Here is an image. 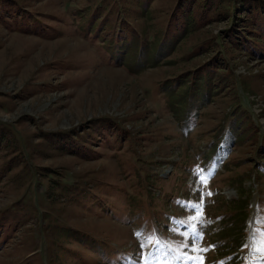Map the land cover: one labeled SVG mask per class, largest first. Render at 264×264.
I'll return each mask as SVG.
<instances>
[{
	"label": "rangeland",
	"instance_id": "1",
	"mask_svg": "<svg viewBox=\"0 0 264 264\" xmlns=\"http://www.w3.org/2000/svg\"><path fill=\"white\" fill-rule=\"evenodd\" d=\"M156 248L264 264V0H0V264Z\"/></svg>",
	"mask_w": 264,
	"mask_h": 264
},
{
	"label": "snow or ice",
	"instance_id": "2",
	"mask_svg": "<svg viewBox=\"0 0 264 264\" xmlns=\"http://www.w3.org/2000/svg\"><path fill=\"white\" fill-rule=\"evenodd\" d=\"M202 172H203V170L200 168L195 169L193 171V180L190 181V192L197 193V195L201 196L199 204L190 205V207L197 209L196 215L190 217V219L192 221H195L202 216V208H203L202 195L199 193V190L196 187L192 186L196 182L195 177L198 175L199 176V182L201 184L206 185L209 177L212 175L211 172H209L207 175L202 174ZM208 195H211V193H208ZM139 234H140L139 232L136 233V235H139ZM190 234H191V241L188 242V237ZM150 235L151 234H149V236L145 237L147 239L148 243L152 242ZM183 238H184V242L180 243L178 246L168 245V248L170 250L169 254H174L173 258H175V259H180L179 253H180L181 248L191 249V251H193V252H206L208 250L207 248H200L198 246V242L202 237L197 234L196 224H192L190 229L183 233ZM140 246L144 247L145 245L141 244ZM160 255H161V249L156 248L154 252H149L146 255V257L143 259V264H151V260L153 259V256H155V258L158 260ZM183 258L185 260H193V261L199 260V264H204V257L203 256H199V257L188 256L187 253H185Z\"/></svg>",
	"mask_w": 264,
	"mask_h": 264
},
{
	"label": "trees",
	"instance_id": "3",
	"mask_svg": "<svg viewBox=\"0 0 264 264\" xmlns=\"http://www.w3.org/2000/svg\"><path fill=\"white\" fill-rule=\"evenodd\" d=\"M158 52V51H157ZM162 56V55H161ZM160 56V57H161ZM156 62V61H155ZM154 63H151V65H153ZM177 87H178V85H176L175 86V88H172V90L171 89H165V91L167 92V94H168V99H174V93H173V91L174 90H176L177 89ZM193 94H194V101H200V99L201 98H203V94L202 95H200L199 93H198V90H197V87H195L193 90ZM207 101H205L204 103H206ZM177 107H178V105H176ZM238 208V212H236V214L235 215H233V216H230V219L231 218H236V219H234L235 221V223H234V226H238V225H241V228L243 227V223H244V220H245V218H246V214L242 211V209H243V202H241L240 204H239V206L237 207ZM230 221H232V220H230ZM242 223V224H241ZM229 224V223H228ZM240 231V230H239ZM227 235L229 236V240L231 241V242H233V244H240V243H238V242H241V235L240 234H236V233H234V234H230V232H225V231H221V232H219V234L217 235L218 237H221V238H223V239H225L226 238V240H228V238H227Z\"/></svg>",
	"mask_w": 264,
	"mask_h": 264
},
{
	"label": "bare ground",
	"instance_id": "4",
	"mask_svg": "<svg viewBox=\"0 0 264 264\" xmlns=\"http://www.w3.org/2000/svg\"><path fill=\"white\" fill-rule=\"evenodd\" d=\"M251 242H252V244H253V243H254V244L256 243V241H255L254 239H252Z\"/></svg>",
	"mask_w": 264,
	"mask_h": 264
}]
</instances>
